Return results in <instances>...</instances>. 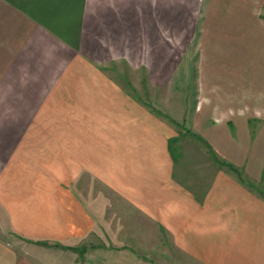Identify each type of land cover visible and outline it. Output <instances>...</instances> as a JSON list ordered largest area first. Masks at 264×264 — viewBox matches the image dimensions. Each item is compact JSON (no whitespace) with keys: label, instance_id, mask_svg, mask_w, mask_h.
Returning a JSON list of instances; mask_svg holds the SVG:
<instances>
[{"label":"crops","instance_id":"crops-1","mask_svg":"<svg viewBox=\"0 0 264 264\" xmlns=\"http://www.w3.org/2000/svg\"><path fill=\"white\" fill-rule=\"evenodd\" d=\"M32 1L0 0V219L35 248L0 238V264H264V100L247 116L192 106L182 113L196 133L182 134L179 111L148 103L167 84L121 40L142 4ZM240 3L219 32L264 75V26ZM48 120L75 140L49 143ZM81 241L89 249L68 245Z\"/></svg>","mask_w":264,"mask_h":264},{"label":"rangeland","instance_id":"rangeland-1","mask_svg":"<svg viewBox=\"0 0 264 264\" xmlns=\"http://www.w3.org/2000/svg\"><path fill=\"white\" fill-rule=\"evenodd\" d=\"M36 1L33 0L29 5L35 4ZM133 2L137 10H140L142 4L143 13L141 15L137 13L132 17L131 23L127 26L131 28L130 35L121 40H126V52H130L128 54L137 60L136 63L141 60L147 62L149 67L155 70L161 83L167 84L163 90H158L160 96L156 100L153 99L154 102L152 98H149L148 103L155 107L164 106V109L166 108L168 111L166 115L171 117H175L174 112L179 111L181 114L176 116L174 123L180 128L182 134V130L196 133L192 123L188 122V116L185 118L182 111L191 109L197 104H206L205 108L211 107L219 117L226 116V114L247 116L254 107L262 109L260 103L264 100V75L260 71L261 66L259 64L244 66L246 56H251L250 50L246 54V49L240 50L232 45L236 41L234 34L231 36L230 33L219 32L220 23L225 24L228 20L232 21V24L237 23L241 0H133ZM248 2L250 4L247 9L254 15L260 16L261 26H264V1L248 0ZM29 8L35 11L34 8L30 6ZM149 10L152 12L149 13ZM47 18L55 21L54 16L50 18L47 14ZM219 33L227 34V37L222 39ZM121 40L115 35V37H111V41H108L111 55L116 57L122 55L123 49L119 42ZM263 41L253 43L258 47L254 54L257 58L264 57ZM102 54L104 58L107 56L105 52ZM243 69L244 77L241 75L244 73ZM259 73H261L258 76L259 79H256ZM236 74H240L241 77ZM249 78L251 79L249 80ZM252 79L256 80L252 81ZM255 84L256 90L254 89ZM156 86L158 87L157 84ZM250 102L252 105L249 104ZM171 109L174 110L173 113ZM47 115L58 117L54 113H47ZM47 123L51 125V128L40 131L44 133L43 138L49 143L58 140H75L73 135L69 137V131L74 129H68L66 137L60 135V131L63 132L65 129H57L59 123L50 120ZM60 211L57 208L49 211L52 218L50 222L54 228L59 230ZM47 226L49 225L47 224ZM99 227L100 231L108 230L102 225ZM40 229L42 226L38 225L36 232L39 233ZM9 234H11L9 227L2 224L0 219V238L7 243L8 248L22 249L24 255L25 252H30V249L35 248L28 242L29 237L25 238L23 242H19V238L17 241ZM49 241L54 240L50 239ZM94 242L110 245L107 240L102 239ZM58 243L64 242L58 241ZM83 243L84 241H81L68 245L89 249L90 245H83Z\"/></svg>","mask_w":264,"mask_h":264}]
</instances>
